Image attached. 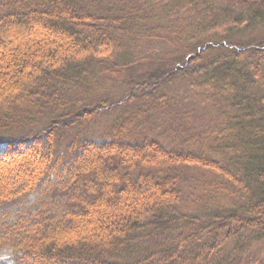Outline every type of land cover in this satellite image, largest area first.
Segmentation results:
<instances>
[{"label": "trees", "instance_id": "obj_1", "mask_svg": "<svg viewBox=\"0 0 264 264\" xmlns=\"http://www.w3.org/2000/svg\"><path fill=\"white\" fill-rule=\"evenodd\" d=\"M0 264H264V0H0Z\"/></svg>", "mask_w": 264, "mask_h": 264}, {"label": "rangeland", "instance_id": "obj_2", "mask_svg": "<svg viewBox=\"0 0 264 264\" xmlns=\"http://www.w3.org/2000/svg\"><path fill=\"white\" fill-rule=\"evenodd\" d=\"M220 9H224V8H222V7H220ZM251 32V31H250ZM223 34H224V32H223ZM236 34V33H235ZM239 34H236L235 35V37L236 36H238ZM222 38H224L223 36H221ZM239 37V36H238ZM225 39H227V38H225ZM166 44L165 43H163V42H157V43H153V45L152 46H150L149 47V49H151V50H156V51H158V52H165V53H169V51H168V49H166V46H165ZM150 50V51H151ZM176 55H178V53H174V56H176ZM171 56V55H170ZM169 56V57H170ZM207 59L209 58V59H211L212 58V55L210 56L209 55V57L207 56L206 57ZM248 60V59H247ZM228 61H230V59H226V62H228ZM206 62V59L204 60L203 59V63H205ZM247 62V61H246ZM202 63V64H203ZM143 69H146V65L144 64L143 66ZM102 77L103 78H105L103 75H102ZM126 78V75L124 74V75H122V79H125ZM107 80H110V79H107ZM112 81L116 84V82L113 80V78H112ZM107 83V82H106ZM118 85V84H117ZM180 86V85H179ZM179 88V90L181 91V92H184V90H185V88L186 87H184V88H180V87H178ZM122 90H123V88H119V93H121L122 92ZM116 93H118V90H116V91H114V92H110V95H115ZM109 95V96H110ZM214 115H211V113L210 112H208V114H206V112H205V109H201V110H199V111H197L196 113H195V115L192 117V125H190V126H193V127H198L199 125H201V124H204V125H208V124H210L213 120H214ZM60 143H61V146H62V139H60ZM185 170H187L188 172H195V171H193V169H185Z\"/></svg>", "mask_w": 264, "mask_h": 264}]
</instances>
